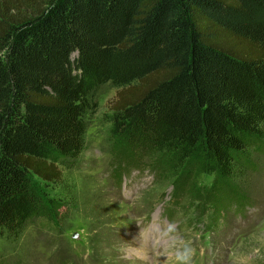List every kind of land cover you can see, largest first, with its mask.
Returning <instances> with one entry per match:
<instances>
[{
    "label": "trees",
    "instance_id": "obj_1",
    "mask_svg": "<svg viewBox=\"0 0 264 264\" xmlns=\"http://www.w3.org/2000/svg\"><path fill=\"white\" fill-rule=\"evenodd\" d=\"M106 84L120 169L153 159L176 201L216 223L245 213L236 181L264 156V0H0L1 238L59 217L32 178L74 166Z\"/></svg>",
    "mask_w": 264,
    "mask_h": 264
},
{
    "label": "rangeland",
    "instance_id": "obj_2",
    "mask_svg": "<svg viewBox=\"0 0 264 264\" xmlns=\"http://www.w3.org/2000/svg\"><path fill=\"white\" fill-rule=\"evenodd\" d=\"M116 93L110 84L96 93L85 149L61 180L32 178L44 199L62 203L59 217L30 223L16 241L0 237V264H264V156L252 153L254 171L236 181L245 213L212 222L210 211L176 201L180 180L153 159L120 169L107 122ZM211 181L203 173L196 186Z\"/></svg>",
    "mask_w": 264,
    "mask_h": 264
}]
</instances>
